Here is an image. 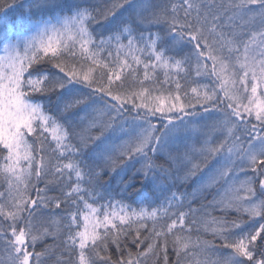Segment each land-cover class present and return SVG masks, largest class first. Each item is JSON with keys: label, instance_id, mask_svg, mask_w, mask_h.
I'll return each mask as SVG.
<instances>
[{"label": "snow or ice", "instance_id": "1", "mask_svg": "<svg viewBox=\"0 0 264 264\" xmlns=\"http://www.w3.org/2000/svg\"><path fill=\"white\" fill-rule=\"evenodd\" d=\"M0 53V182L7 184L0 241L8 264H43L49 249L35 248L52 230L37 225V210L62 205L64 214L52 222L65 235L67 257L61 253L56 264H76V257L78 264H147L150 257L157 264L161 253L170 264L169 236L176 237L173 264H264V0L170 7L3 0ZM133 63L144 69L138 91L124 84L125 70L135 77ZM192 71L199 79L189 95L184 81ZM209 119L218 138L202 124ZM127 172L122 192L136 179L145 189L157 173L184 190L159 203L116 200L100 181ZM148 221L154 239L125 258L129 239L140 249ZM201 230L213 239H201Z\"/></svg>", "mask_w": 264, "mask_h": 264}, {"label": "trees", "instance_id": "2", "mask_svg": "<svg viewBox=\"0 0 264 264\" xmlns=\"http://www.w3.org/2000/svg\"><path fill=\"white\" fill-rule=\"evenodd\" d=\"M0 2H3V0H0ZM8 2H10V0H8ZM96 2L99 3L101 7H103L104 0H96ZM180 2H181V0H145V3H148V4H154V5H159V6L167 5L169 7L171 6L172 3H176L177 5H179ZM205 2L211 3L212 0H205ZM216 2L219 3L220 0H216ZM18 14H19L18 9L15 12H12V11L9 12L10 16H14V15H18ZM180 17H181V19L183 18L182 12L180 13ZM145 27H149L152 32H156L157 30H159L162 33L164 31L163 26H145ZM185 50L186 51L192 50V46L187 45ZM105 56H106V53H105ZM115 56H116V53L114 51L113 52V58H115ZM129 60H131V57H129ZM209 64H210V62H209ZM38 67L51 68V65H38ZM113 67H115V65H113ZM133 67L136 68L135 77L130 70H125L124 76L126 77V79L124 80V84H125L126 88L138 91V90H140L139 80L143 79L144 69H143V65L136 66L134 63H133ZM52 71H55V69H52ZM116 71L119 72V71H121V69L119 67H116ZM94 75H99V70H97V72L94 73ZM156 75L160 81L164 80V70L157 69ZM197 79H199V78H197L195 76L194 71H192L190 79L184 81L185 86L188 89L189 95H191V91H190L191 87L196 86L193 83V81H195ZM106 82H107V70H105V83ZM116 83H119V82H116ZM145 83L151 87H156L155 85H153L151 83V81H146ZM157 94H159V93L153 92V95H157ZM204 123H206L208 125V129H207L208 135L213 137V138H218V133H216V132L212 133L211 125H212L213 121L209 119V120L202 122V124H204ZM44 135L49 136L48 133H45ZM28 139L30 141L32 140L31 137H29ZM48 143L51 144L52 147L55 146L54 143L51 141L50 136H49ZM0 151H3V150H0ZM156 163L158 165H163L165 168L168 167V163L163 157H159L157 159ZM244 175L245 174L242 173L241 178H243ZM247 175L251 176L254 174L251 173V171H249L247 173ZM130 176H131V172H127L124 174L114 175L109 180V175L107 173H105L100 182H101V184H105L107 182L108 187H109V191L111 192L112 196L116 200L122 199L126 203H130V204H134L135 202L144 201V200H152V201H155L156 203H159L165 196L170 195L172 191H176V190L183 191L184 190L183 187H181V186H178V185L174 186L172 181L165 174L157 173L155 183L153 184L151 181H149V183L145 189L139 190L140 189V179H136L131 184V186L128 187L127 191L122 192L121 189H123L125 186V183L129 181ZM74 179H75V177H73V180ZM40 186L43 187L44 185L41 184ZM256 188H257V192L259 194V184L258 183L256 184ZM0 192H4L5 194H7V184L6 183L0 182ZM57 194L58 193L56 191H50L48 193L49 196H55ZM32 195H34V192L32 193ZM203 203L206 204L207 201L205 200ZM199 206H200L199 201H197L193 205V207H199ZM64 212H65L64 205H62L60 209H56L53 206L51 208H42V209L37 210V221H36L37 225L38 226H41V225L46 226L52 230V235L47 236L42 242L38 243L36 245V248H35V250L38 252L44 251L45 248L49 249V255L42 258L43 264H56V257L59 256L61 253H63V255L65 257H67V253L64 252V247H63V240L65 239V235L61 234V232H59L57 230L58 226L52 222L55 220H59L60 217L64 214ZM214 215L218 216V215H220V213L216 212V213H214ZM234 215L235 214L233 213V216ZM41 217H43V219H41ZM198 219H199V217H198ZM0 220H2V218H0ZM245 220H247L246 217H245ZM167 222L170 223V220ZM4 223H5V225L7 224L6 221ZM81 223H83V222L81 221ZM116 223L119 226V221H117ZM151 225H152V222L148 221L147 227L145 229H141V239L144 242H143V244H141V247L139 250L137 249L136 244L132 243L130 239L127 241V249L124 251L125 258H127L129 250L131 251V253L133 254V257H134L135 254L137 253V251H143L144 249L147 248V245L152 242V240L154 239V234H152L150 236ZM247 226L248 225H246V227ZM59 227L62 228V222L59 225ZM256 227H258V223L256 224ZM174 232H176L178 235H181V236L188 235L187 232L180 233L179 229H174ZM135 235H136V232H135V225H134L133 229L131 231V236L134 238ZM196 236H197L196 226H194L192 231H191V238H192L193 242L195 241ZM200 237H201V239H208V240L213 239V237L211 236L210 233H204L202 230L200 232ZM175 239H176L175 236H169V238H168L167 252H168L170 264H173V262L177 258L176 253L173 250V245L175 243ZM157 242L159 243L161 241L158 240ZM216 243L219 244L220 241H216ZM86 251H88V250H86ZM109 251L112 255V259L114 261H119L120 256H119V254H117L115 245H111L109 248ZM193 251H195V250L193 249ZM74 259L76 261V264H78V257H76ZM189 259H195V258L190 257ZM8 260H9V256H8L7 246L2 241H0V264H8ZM97 264H103V262H100L97 260ZM147 264H153V258L150 257ZM157 264H164L163 253L160 254V259L157 262Z\"/></svg>", "mask_w": 264, "mask_h": 264}, {"label": "rangeland", "instance_id": "3", "mask_svg": "<svg viewBox=\"0 0 264 264\" xmlns=\"http://www.w3.org/2000/svg\"><path fill=\"white\" fill-rule=\"evenodd\" d=\"M0 54H2V53H0ZM212 133H214V131H212Z\"/></svg>", "mask_w": 264, "mask_h": 264}]
</instances>
